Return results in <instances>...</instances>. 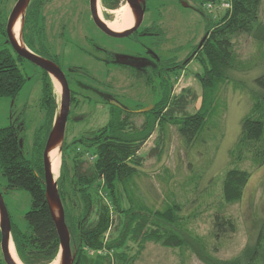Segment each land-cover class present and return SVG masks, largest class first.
<instances>
[{
    "label": "rangeland",
    "instance_id": "1",
    "mask_svg": "<svg viewBox=\"0 0 264 264\" xmlns=\"http://www.w3.org/2000/svg\"><path fill=\"white\" fill-rule=\"evenodd\" d=\"M17 1L0 0V24L8 20ZM186 2L191 7L175 5L166 9V25L175 30V33L170 31L165 37L167 57L175 55V52H170L174 49L176 51L178 47L181 54L185 56L192 49L194 38L196 43L204 38L208 18L194 8L202 7L209 17L218 20L232 7L231 0L206 2L205 4L213 5L208 9L205 5H201V0H186ZM57 3L58 1L52 7L55 8ZM227 4H230V7H227ZM49 6L45 13L51 20L50 15L54 9L51 11ZM82 13L84 12L81 10H73V18H71L73 24L80 29L83 27V32L89 36H98L89 17L80 16ZM261 20L264 22V2ZM179 27L180 32L177 30ZM258 30L257 28L256 31ZM73 35L77 33L73 32ZM6 40L0 27V50L12 51L13 48ZM107 44L110 50L124 52L134 51L137 48L125 39L107 41L105 45ZM66 51V64L80 63L86 67H93L92 60L70 53L76 52L75 48L69 47ZM235 51L238 55L235 67L229 71L228 82L220 86V92L216 93L214 98L216 108H212L214 111L198 139L192 144H187L177 128L170 124L163 126L165 131L160 139L159 135L162 131L160 127H157L140 152L143 157L140 174L135 175L128 182L127 193H123V188L120 186L122 209L131 207L132 210L146 214L150 220L149 229H152L154 223L173 229L184 238L185 245L173 249L166 248L160 243L152 241L144 243L141 240L134 241L129 238L125 244L129 257L127 264H214L232 260L242 255L247 247L258 243V233L262 230L264 222V162L258 165L253 154L238 161L231 156V152L236 147L242 119L251 113L254 98H264V89L256 82V78L264 73L262 31L259 39L255 38L254 33L237 37ZM75 57H81L79 63H75ZM18 64L23 74L28 76V80L16 96L0 97V127L13 126L16 129L23 154L28 160L34 162L37 158L36 133L45 121V111L42 108V73L34 66L25 64L24 61ZM99 67L104 68L102 65ZM200 72L199 63L192 62L187 69L180 72L181 76L175 81L176 94L190 88L198 96L196 103L188 107L190 113L196 112L201 106L203 88L195 76ZM101 78L105 76L102 75ZM113 79L116 80L115 77ZM150 100L151 98L146 100L147 103ZM135 104L134 100L128 101L130 107H134ZM79 114L85 115L86 118L82 120L70 118L67 123L66 157L72 154L78 146V140L87 135L88 131L106 125L110 112L101 105L97 108L86 105L80 109H72L71 116ZM144 119L141 116H134L132 121L140 127ZM159 141H161L160 148L151 152ZM77 151L85 153L84 158H90V152L85 147H78L75 152ZM68 163H70V157H68ZM233 167L251 172V180L242 201L228 204L223 199L222 184L226 171ZM6 186L7 179L0 171V189L4 193L11 220L25 229L27 227L25 214L31 208V195L25 189L8 190ZM101 192L104 193L103 190ZM103 199L110 208L113 220L107 234L110 241L111 238L115 239L121 235L126 225V218L125 214H120L112 208L110 198L105 193ZM173 205L181 207L174 226H166L165 223L156 220L158 218L155 217L154 212L165 211ZM217 213L234 220L236 232H228L216 238L213 234V223ZM87 253L92 257L97 256V253L92 250L87 249ZM112 253L110 257L114 259ZM102 254L107 253L102 252ZM16 256L21 261L17 254ZM2 257L0 247V261L4 262Z\"/></svg>",
    "mask_w": 264,
    "mask_h": 264
},
{
    "label": "trees",
    "instance_id": "2",
    "mask_svg": "<svg viewBox=\"0 0 264 264\" xmlns=\"http://www.w3.org/2000/svg\"><path fill=\"white\" fill-rule=\"evenodd\" d=\"M216 1L218 0H201L200 3L203 6L206 2ZM231 2V9L224 12L218 20L209 17L202 7L196 9L208 18L205 40L199 48L197 60L201 72L195 75L203 88L201 106L196 112L190 113L188 107L196 103L198 96L190 88L176 94L175 81L181 75L173 74L172 81H167L165 77V89L162 92L153 91V100H157L159 111L140 127L129 121L128 117H132L133 113L113 112L114 119H110L101 128L88 131L87 135L78 140V146L67 157L65 141L58 182L71 234V246L76 252V264H127L129 257L125 244L129 238L144 243L152 241L173 249L185 245L184 238L173 229L164 228L158 223H154L152 229H149L150 220L146 214L132 210L131 207L122 209L120 186L123 193H127L128 182L140 174L143 160L140 152L157 127L162 131L160 139L165 131L163 126L168 124L177 128L187 144H192L198 139L214 111L212 108L216 106V93L220 92V86L228 82L229 71L237 62L236 38L242 34L254 33L255 38L259 39L261 31L264 36V22L261 20L264 0ZM31 6L27 16L28 23L34 21L35 13L39 12L35 0ZM6 26V21L0 24L1 33L10 44ZM22 61L24 59L14 49L0 50V97L16 96L27 83L28 76L23 74L18 64ZM42 82L45 121L36 133V160L32 162L23 154L17 131L13 126L0 127V171L7 179L6 188L25 189L31 195V208L25 214L27 227L22 229L12 222L14 245L24 264H52L60 249L59 235L46 200L42 158L59 102L54 82L46 71L42 73ZM256 82L264 89V73L256 78ZM161 116L164 118L158 120ZM160 143L161 141L151 152L158 150ZM78 147H85L90 152V158H84L85 153L82 151L75 152ZM249 154H253L258 165L264 162L263 97L254 98L251 113L242 119L241 132L236 147L231 152V156L238 161ZM250 180L251 172L248 170L236 167L228 169L222 184L225 203L242 201ZM101 190L110 198L112 208L120 214H125L126 218L121 235L115 239L111 238L110 241L107 234L113 220ZM180 211L179 205H173L165 211L154 212V215L158 218L156 220L166 226H174ZM127 219H130L129 222ZM213 229L215 237L220 238L228 232H236V224L231 218L217 213L214 216ZM258 236V243L247 247L242 255L214 264H264V222ZM87 249L95 251L97 256H90ZM112 250L113 253L110 252ZM102 252L107 254L103 255ZM110 253L114 254V259L110 257Z\"/></svg>",
    "mask_w": 264,
    "mask_h": 264
},
{
    "label": "flooded vegetation",
    "instance_id": "3",
    "mask_svg": "<svg viewBox=\"0 0 264 264\" xmlns=\"http://www.w3.org/2000/svg\"><path fill=\"white\" fill-rule=\"evenodd\" d=\"M57 1L56 7H52ZM128 1L35 0L39 12L35 13V20L28 23L27 16L32 3L29 5L22 32L24 42L31 52L56 63L65 74L71 89V108L68 121L70 118L85 119L83 114L71 116V113L73 108L80 109L86 105L96 108L101 105L107 108L110 112L109 120L114 119L113 112H120L133 113L132 117L127 116L131 122H134L132 121L134 116H141L145 118L144 121H147L149 117L152 118L159 111L157 100L153 101V91L162 92L165 89V77L167 81H172L173 74L177 76L192 62H197L202 39L196 43V38H194L192 49L185 56L181 54L179 47L176 51L174 49L170 52H175V55L166 56L168 51L165 48V37L170 31L175 33L174 28L170 29L166 25V9L175 5L184 7L182 2L186 0H166V2L165 0H140V4L136 5L138 8L136 10H140L139 13L143 17L139 28L126 37L113 36L112 31L117 33L123 31L111 29L109 22L117 20L116 12L123 7L128 8L130 26L133 24ZM48 5H50L51 11L54 9L50 15L51 20L45 13ZM189 7H191L190 4ZM74 9L84 12L80 16L89 17L98 36H89L83 32V27L80 29L73 24L71 18H73ZM194 9L196 10V8ZM176 21L179 23L178 20ZM7 22L8 20L6 25ZM177 30L180 32L181 28L179 27ZM73 32H76L77 35H73ZM123 39L132 42L137 48L134 51L124 52L123 50H110L107 48L108 44L105 45L107 41ZM69 47L77 50L70 52L71 54L92 60L93 67L80 64L81 57H75V63L79 64H66V50ZM23 59L25 64L34 66L41 73L45 71L32 61ZM99 65L104 68H100ZM102 75L105 78H101ZM150 98L151 100L147 103ZM58 100L60 101L59 95ZM129 100L136 102L134 107L128 105ZM161 106L159 105V107ZM145 109L149 110L143 111ZM162 118L164 116L158 120H162ZM2 259L4 260V257Z\"/></svg>",
    "mask_w": 264,
    "mask_h": 264
},
{
    "label": "water",
    "instance_id": "4",
    "mask_svg": "<svg viewBox=\"0 0 264 264\" xmlns=\"http://www.w3.org/2000/svg\"><path fill=\"white\" fill-rule=\"evenodd\" d=\"M33 0H18L14 5L11 14L7 22V35L8 42L11 44L14 51L22 58L32 61L38 65L52 78L57 94L59 95V107L53 122V126L49 132L46 145L43 151V168H44V179L46 189V200L54 220L59 239L60 249L57 256L59 260L58 264H76V252L73 251L71 246V234L69 227L66 222V214L64 204L60 195L59 190V177L61 174L62 161H63V147L65 143L66 128L68 123V116L71 108V89L65 77L63 71L59 66L45 58H42L33 52H31L23 39V27L25 24V17L29 5ZM137 4H140V0H129L128 6L133 15V24L127 30L117 33L113 32V36L126 37L132 32L136 31L143 21L142 15H140ZM184 7H189L186 1H183ZM137 9V10H136ZM19 23V31H16L17 24ZM103 26V25H102ZM107 28L106 25H104ZM205 37L202 39L199 48L202 47ZM56 83L59 85L57 87ZM116 104V103H114ZM145 109L143 111H147ZM57 151L60 159L59 173L55 177L52 168V153ZM0 231H1V248L3 252L5 264H24L17 257V260L11 253V246L14 245L13 241V228L10 213L5 203L4 195L0 189ZM15 253L17 254L16 248ZM18 255V254H17Z\"/></svg>",
    "mask_w": 264,
    "mask_h": 264
},
{
    "label": "bare ground",
    "instance_id": "5",
    "mask_svg": "<svg viewBox=\"0 0 264 264\" xmlns=\"http://www.w3.org/2000/svg\"><path fill=\"white\" fill-rule=\"evenodd\" d=\"M116 14L119 16L118 17L119 19L114 21V22H111V23L109 22V27L111 29H113L115 31H118V30L124 31V30H127L128 28L131 27L130 26V13H129V10L126 6L123 7L122 9H120L118 12H116ZM132 18H133V15H132ZM18 28H19V23L17 24L16 31L18 30ZM56 85L59 88V85L57 83H56ZM51 157H52L53 172L55 174V177H57L58 173H59V166H60V159H59V156L57 154V151L53 152ZM11 253H12L13 257L17 260V258H16L17 256H16V253L14 251L13 245L11 246ZM58 263H59V260H57V259L53 262V264H58Z\"/></svg>",
    "mask_w": 264,
    "mask_h": 264
},
{
    "label": "built area",
    "instance_id": "6",
    "mask_svg": "<svg viewBox=\"0 0 264 264\" xmlns=\"http://www.w3.org/2000/svg\"><path fill=\"white\" fill-rule=\"evenodd\" d=\"M206 8H212L213 5L211 3L205 4ZM227 7H230V4H227Z\"/></svg>",
    "mask_w": 264,
    "mask_h": 264
}]
</instances>
